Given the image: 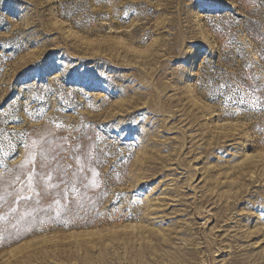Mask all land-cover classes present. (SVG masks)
I'll return each instance as SVG.
<instances>
[{
  "label": "rangeland",
  "instance_id": "obj_1",
  "mask_svg": "<svg viewBox=\"0 0 264 264\" xmlns=\"http://www.w3.org/2000/svg\"><path fill=\"white\" fill-rule=\"evenodd\" d=\"M0 15L9 166L49 131L87 134L91 159L66 163L100 183L98 216L0 264H264V0H0Z\"/></svg>",
  "mask_w": 264,
  "mask_h": 264
},
{
  "label": "snow or ice",
  "instance_id": "obj_2",
  "mask_svg": "<svg viewBox=\"0 0 264 264\" xmlns=\"http://www.w3.org/2000/svg\"><path fill=\"white\" fill-rule=\"evenodd\" d=\"M222 2L201 0L206 10L212 11ZM5 22L4 15H0V24ZM0 46L8 48L12 45L3 43ZM258 55L264 59V54ZM32 70L63 76L79 75L78 70L71 67H45L40 63ZM91 139L87 134L73 137L74 143L69 146L68 137H58L49 131L30 144L25 143V162L15 168L9 166L12 162L8 155L11 146L8 151L0 148V248L18 244L29 235L42 234L51 226L67 229L78 221L86 222L93 214L99 215L95 201L87 195L88 189L100 186L99 181L95 178L89 180L83 174V166L73 170L72 165L66 163L67 159H74L77 164H81L82 159L89 161L91 154L84 141ZM98 175L93 171V177ZM49 200L50 203H44Z\"/></svg>",
  "mask_w": 264,
  "mask_h": 264
},
{
  "label": "bare ground",
  "instance_id": "obj_3",
  "mask_svg": "<svg viewBox=\"0 0 264 264\" xmlns=\"http://www.w3.org/2000/svg\"><path fill=\"white\" fill-rule=\"evenodd\" d=\"M141 229V228H140ZM138 234V233H137ZM128 236V235H127ZM130 236V235H129ZM124 237V236H123ZM142 239V238H141ZM125 244V243H124ZM141 249V248H140Z\"/></svg>",
  "mask_w": 264,
  "mask_h": 264
}]
</instances>
